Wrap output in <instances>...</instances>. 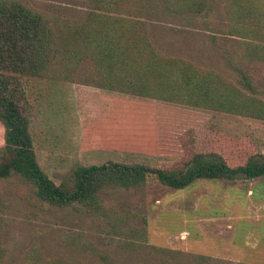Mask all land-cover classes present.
Returning a JSON list of instances; mask_svg holds the SVG:
<instances>
[{
    "label": "rangeland",
    "instance_id": "obj_1",
    "mask_svg": "<svg viewBox=\"0 0 264 264\" xmlns=\"http://www.w3.org/2000/svg\"><path fill=\"white\" fill-rule=\"evenodd\" d=\"M25 1L71 23L81 21L91 8L88 0ZM143 6V19L158 53L214 72L250 95L241 84V41L232 37L224 50L211 42V36H220L227 28L222 0H208L200 15H174L161 0H144ZM91 71L90 61L85 60L74 83L20 77L34 108L30 132L37 162L56 185L66 181L77 166L108 160L179 166L180 140L189 128L209 131L216 143L230 147L227 154L234 160L241 161L250 152L264 153V121L100 90L84 84ZM255 96L264 101V94ZM190 150L188 146L186 154ZM99 196L127 215L135 228L146 226L150 245L212 258L203 264L238 263L222 257L264 264V177L198 180L185 189L163 187L150 177L142 189L118 191L110 186ZM76 232L106 252L113 260L110 264L154 260L146 250L120 249L102 217L47 205L18 176L0 181V246L7 264H21L34 246L45 261L105 264L59 243L62 235Z\"/></svg>",
    "mask_w": 264,
    "mask_h": 264
},
{
    "label": "trees",
    "instance_id": "obj_2",
    "mask_svg": "<svg viewBox=\"0 0 264 264\" xmlns=\"http://www.w3.org/2000/svg\"><path fill=\"white\" fill-rule=\"evenodd\" d=\"M88 1L91 8L85 17L71 23L36 10L25 0H0V181L18 176L47 205L102 217L117 238V246L133 252L146 250L154 259L149 264L207 263L212 259L209 256L148 244L146 226H132L130 218L105 204L99 193L110 186L118 191L142 189L150 177L171 189H185L198 180H256L264 177V153L250 152L241 161L234 160L227 154L230 147L216 143L209 131L189 128L180 140L179 166L108 160L77 166L66 181L56 185L37 162L30 132L34 108L20 77L74 83L79 64L87 60L92 74L85 85L264 121V101L255 96L264 94V0H222L227 28L220 36L210 37L213 46L222 50L232 37L241 41L240 78L250 95L214 72L158 53L143 19L144 0ZM161 2L177 16L200 15L208 5V0ZM188 146L191 150L186 154ZM59 243L105 264L113 262L81 232L62 235ZM0 264H7L1 246ZM21 264L68 263L45 261L34 246Z\"/></svg>",
    "mask_w": 264,
    "mask_h": 264
},
{
    "label": "crops",
    "instance_id": "obj_3",
    "mask_svg": "<svg viewBox=\"0 0 264 264\" xmlns=\"http://www.w3.org/2000/svg\"><path fill=\"white\" fill-rule=\"evenodd\" d=\"M156 102V101H155ZM158 106V105H157ZM213 257H217V256H213ZM223 258V260H230V261H235V262H240V263H242L241 261H239L238 260V258H232V257H222ZM246 264H250V263H246Z\"/></svg>",
    "mask_w": 264,
    "mask_h": 264
}]
</instances>
